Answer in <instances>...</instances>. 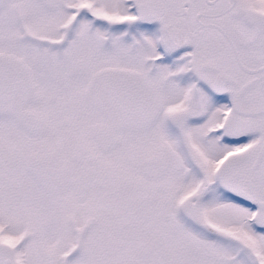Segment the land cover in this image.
<instances>
[{"label":"snow or ice","instance_id":"snow-or-ice-1","mask_svg":"<svg viewBox=\"0 0 264 264\" xmlns=\"http://www.w3.org/2000/svg\"><path fill=\"white\" fill-rule=\"evenodd\" d=\"M0 264H264V0H0Z\"/></svg>","mask_w":264,"mask_h":264}]
</instances>
